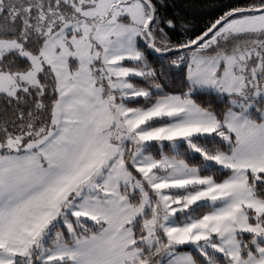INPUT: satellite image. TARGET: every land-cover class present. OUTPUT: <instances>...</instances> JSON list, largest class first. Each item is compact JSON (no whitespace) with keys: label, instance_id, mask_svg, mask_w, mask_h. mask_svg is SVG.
Wrapping results in <instances>:
<instances>
[{"label":"snow or ice","instance_id":"snow-or-ice-1","mask_svg":"<svg viewBox=\"0 0 264 264\" xmlns=\"http://www.w3.org/2000/svg\"><path fill=\"white\" fill-rule=\"evenodd\" d=\"M0 0V264H264V0Z\"/></svg>","mask_w":264,"mask_h":264},{"label":"trees","instance_id":"trees-1","mask_svg":"<svg viewBox=\"0 0 264 264\" xmlns=\"http://www.w3.org/2000/svg\"><path fill=\"white\" fill-rule=\"evenodd\" d=\"M244 0H167L173 5L165 11L170 15L178 13L186 17V22H191L193 27L203 28V25L221 14L222 5L243 3Z\"/></svg>","mask_w":264,"mask_h":264}]
</instances>
